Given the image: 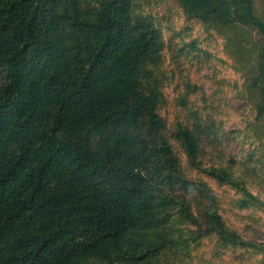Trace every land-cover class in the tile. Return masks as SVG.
<instances>
[{"label": "trees", "instance_id": "obj_1", "mask_svg": "<svg viewBox=\"0 0 264 264\" xmlns=\"http://www.w3.org/2000/svg\"><path fill=\"white\" fill-rule=\"evenodd\" d=\"M177 1L190 17L264 36L253 0ZM164 45L135 0H0V247L19 244L26 222L41 225L33 245L0 264H161L177 241L162 231L178 204L168 187L190 185L158 113ZM260 58L252 88L263 116ZM176 134L198 159L194 133L180 125ZM209 175L258 201L227 170ZM186 217L196 240L247 245L219 214L205 226Z\"/></svg>", "mask_w": 264, "mask_h": 264}, {"label": "rangeland", "instance_id": "obj_2", "mask_svg": "<svg viewBox=\"0 0 264 264\" xmlns=\"http://www.w3.org/2000/svg\"><path fill=\"white\" fill-rule=\"evenodd\" d=\"M253 4L264 21V0ZM135 10L153 17L164 37L157 69L158 113L180 173L190 184L187 189L183 184L168 187L178 204L165 212L170 217L162 231L177 241L160 256L161 264H264V115L258 113L260 93L252 88L264 36L242 23L220 25L190 17L177 0H135ZM3 82L1 71L0 86ZM180 125L199 140L195 161L177 137ZM213 168L227 170L258 201L242 187L212 178ZM186 211L203 226L209 215L219 214L224 228L247 245L227 244L217 234L196 240L201 232ZM40 232L39 222H26L15 238L22 241L3 244L0 260L28 249Z\"/></svg>", "mask_w": 264, "mask_h": 264}]
</instances>
